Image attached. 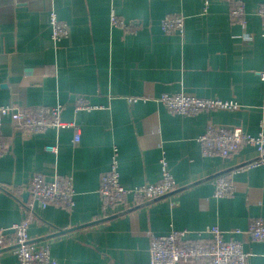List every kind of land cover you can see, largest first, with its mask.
<instances>
[{
	"label": "crops",
	"instance_id": "0c3cea01",
	"mask_svg": "<svg viewBox=\"0 0 264 264\" xmlns=\"http://www.w3.org/2000/svg\"><path fill=\"white\" fill-rule=\"evenodd\" d=\"M237 1L209 0L206 8L204 0H0V106L60 107L61 120L77 127L29 133L3 120L0 227L29 218L30 238L49 246L57 264H148L152 235L187 230L195 240L217 226L226 240L245 243L250 264H264V241L232 233L264 221V165L250 166L257 150L243 145L223 159L203 155L198 142L210 125L264 132V0H240L245 26L231 19ZM51 12L68 38H52ZM179 14L184 35L165 34L162 19ZM180 93L240 108L172 114L159 100ZM114 158L127 189L160 182L162 160L177 188L145 205L128 196L104 214L99 188ZM35 174L71 179L74 207L41 210L35 202L37 215L29 213L20 198ZM220 176L232 182L231 197L214 196ZM0 264L18 259L7 250Z\"/></svg>",
	"mask_w": 264,
	"mask_h": 264
},
{
	"label": "built area",
	"instance_id": "2783aa9c",
	"mask_svg": "<svg viewBox=\"0 0 264 264\" xmlns=\"http://www.w3.org/2000/svg\"><path fill=\"white\" fill-rule=\"evenodd\" d=\"M207 8L209 0H204ZM233 22L246 25V9L242 1H237L231 9ZM258 14L263 22L264 38V3L258 8ZM186 18L182 15H168L161 21V28L165 34L180 35L185 33ZM52 38L54 41L69 37L68 26L61 22L55 12L50 13ZM246 37V36H245ZM264 82V64L259 74ZM167 110L176 115L193 116L209 110L236 111L240 108L234 100H221L219 98H197L186 96L182 93L163 95L160 100ZM79 106H87L83 100ZM9 118L17 129L29 133H43L49 128L63 129L74 127L61 120L60 107H39L27 111L14 105L0 106V128L3 120ZM74 141L80 142V132L77 130ZM202 146L203 155H219L223 159L237 153L243 145L252 146L257 150L259 159L250 166L264 165V132L256 136L248 134L240 127L210 125L205 134L198 138ZM46 151L58 154V148L46 146ZM7 153L6 145L0 133V159ZM162 180L155 184H146L135 189H127L120 182L118 163L114 158L111 169L101 177L99 193L102 197V206L105 213L122 205L126 197L131 196L136 204H145L165 198L173 193L177 186L167 169V163L162 160ZM28 191L32 199L25 203L20 198L24 208L29 213L36 214L35 202L39 203L41 210L49 204L61 205L72 208L75 205V191L71 179L62 182L59 178L47 179L43 174H35L29 184ZM234 192L232 182L225 176L216 180L214 196L216 198L231 197ZM30 219L25 218L9 228L0 227V251H12L18 259V264H57L52 257L49 246H37L29 236ZM235 234H243L248 241H264V221L255 219L246 231L235 229ZM207 238L203 233L198 238L190 240L187 230H172L166 235H152L149 249L148 264H250L251 253L246 251L245 243L239 240H226L224 232L214 226L207 230Z\"/></svg>",
	"mask_w": 264,
	"mask_h": 264
},
{
	"label": "water",
	"instance_id": "95a60500",
	"mask_svg": "<svg viewBox=\"0 0 264 264\" xmlns=\"http://www.w3.org/2000/svg\"><path fill=\"white\" fill-rule=\"evenodd\" d=\"M174 193V192H173ZM172 194V193H171ZM171 194H169V195H171ZM29 195H30V193H28V192H26L25 193V195L22 197V199H23V201L26 203L27 201H28V198H29ZM168 195V196H169ZM28 197V198H27ZM167 197V196H166ZM150 203V202H149ZM149 203H146V204H149ZM145 205V204H144ZM136 208V207H135ZM135 208H132V209H130V210H128V212H131L133 209H135ZM126 213V212H125ZM114 217H116V216H113V217H109V218H106V219H103V221H106V220H111L112 218H114ZM95 223H97V222H95ZM95 223H92V224H90V226L91 225H94ZM61 234H63V233H66L65 231H63V232H60ZM5 251H7V250H1L0 252H5Z\"/></svg>",
	"mask_w": 264,
	"mask_h": 264
}]
</instances>
